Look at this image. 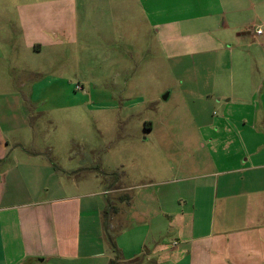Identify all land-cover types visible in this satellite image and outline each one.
I'll list each match as a JSON object with an SVG mask.
<instances>
[{"label":"crops","instance_id":"1","mask_svg":"<svg viewBox=\"0 0 264 264\" xmlns=\"http://www.w3.org/2000/svg\"><path fill=\"white\" fill-rule=\"evenodd\" d=\"M66 1L0 0V70L14 81L15 73L26 76L17 99L30 122L44 102L45 83L52 85L54 78L44 75L42 56L77 43L61 39ZM89 1L87 12L92 5L106 10L102 0ZM132 1V32L124 37L134 40L126 49L134 62L120 57L116 63L137 69L135 56L158 54L169 66L186 60L199 70L211 65L216 97L212 118L198 129L202 152L182 147L173 157L177 149L166 151L167 165L149 183L104 191L115 193L117 204V250L107 246L108 263L116 258L118 264H264V35L254 32L264 25V0ZM98 23L103 35L107 19ZM105 39L99 46L87 40L94 56L103 58L99 64L121 56L110 54L112 44ZM222 71L229 72L224 80ZM109 100L120 101L123 110L141 101L115 94ZM25 136L15 143L26 145ZM2 137L4 154L10 140ZM63 173L76 185L75 170ZM0 195V264H92L82 257L92 243H81L86 216L80 200L88 193L11 204H5L7 194Z\"/></svg>","mask_w":264,"mask_h":264},{"label":"rangeland","instance_id":"2","mask_svg":"<svg viewBox=\"0 0 264 264\" xmlns=\"http://www.w3.org/2000/svg\"><path fill=\"white\" fill-rule=\"evenodd\" d=\"M126 1L102 0L106 10L92 5L90 12L85 0L66 1L61 39L77 43L47 50L42 56L44 75L54 78L52 85L45 83L44 102L37 106L40 111L31 122L17 99L23 91L19 83L26 76L19 78L20 73H15L14 81L2 73L4 68L0 70V145L6 143L3 135L10 140L9 152L3 154L0 146V156L5 157L0 161V194H7L5 204H11L88 193L89 197L80 200L86 216L81 243H92L90 252L82 255L92 264L109 262L107 246L116 235L115 193L104 191L132 181L149 183L155 171L167 165L166 151L177 149L173 157L181 154L182 147L202 152L198 129L212 118L216 97L211 65L199 70L192 60H186L183 66L174 61L169 66L158 54L135 56L137 69L132 65L126 70L116 63L120 57L128 64L134 62V57L126 55L127 45L134 40L129 43L124 37L132 32L134 4ZM103 18L107 19L106 30L100 35L98 22ZM103 38L112 44L110 54L121 56L99 64L103 58L95 57L86 45L89 40L99 46ZM221 75L224 80L229 72ZM236 77L243 79L240 74ZM8 78L10 88H5ZM113 94L141 101H130L123 110L120 101L109 100ZM34 128L37 132H31ZM23 135L26 145L22 148L15 141ZM208 151L204 150L205 160L210 158ZM68 169L75 170L76 185L64 175ZM122 173L126 174L123 178Z\"/></svg>","mask_w":264,"mask_h":264},{"label":"built area","instance_id":"3","mask_svg":"<svg viewBox=\"0 0 264 264\" xmlns=\"http://www.w3.org/2000/svg\"><path fill=\"white\" fill-rule=\"evenodd\" d=\"M254 32L258 36L264 35V25L256 27Z\"/></svg>","mask_w":264,"mask_h":264},{"label":"trees","instance_id":"4","mask_svg":"<svg viewBox=\"0 0 264 264\" xmlns=\"http://www.w3.org/2000/svg\"><path fill=\"white\" fill-rule=\"evenodd\" d=\"M112 248L116 251L117 250V247H116V244L114 242H112L111 244ZM110 264H118L116 260H112L110 262Z\"/></svg>","mask_w":264,"mask_h":264}]
</instances>
